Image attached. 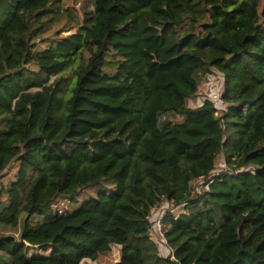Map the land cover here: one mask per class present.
<instances>
[{
    "label": "trees",
    "instance_id": "obj_1",
    "mask_svg": "<svg viewBox=\"0 0 264 264\" xmlns=\"http://www.w3.org/2000/svg\"><path fill=\"white\" fill-rule=\"evenodd\" d=\"M59 3L0 0V229H15L0 264L114 247L112 264H264V0H92L40 48ZM216 73L223 109L188 106ZM221 155L231 171L213 177ZM165 202L162 255L151 218Z\"/></svg>",
    "mask_w": 264,
    "mask_h": 264
},
{
    "label": "rangeland",
    "instance_id": "obj_2",
    "mask_svg": "<svg viewBox=\"0 0 264 264\" xmlns=\"http://www.w3.org/2000/svg\"><path fill=\"white\" fill-rule=\"evenodd\" d=\"M92 8H93L92 0H60L59 11L61 13H60V18L58 19L59 21L57 23H55V25L53 26V28L49 32H46L40 36L39 39L42 40L40 48L46 47L48 44L47 41H50L51 39H53V37H54L53 33L55 32V30H57V29L59 30V29L63 28L65 25H73V24L81 23L82 18H83V11L85 9L91 10ZM76 28L77 27L74 26L69 31H62V32L60 31V35L65 36V35H68L70 33H73L76 31ZM69 73H70L69 71H66L63 73L62 76L64 77V79H66L68 77ZM208 76L209 75L205 76V78L201 82V85H200V88L198 91L199 96L196 99L189 100L188 106L196 107L199 103H201L203 101L204 97L209 96V93H208L209 88L208 87L210 85V80L207 81V79H209L210 77L212 78V80L216 81L218 83V85H222V76L220 74L216 73V74H210L209 77ZM56 77H58V76H56V75L52 76L50 78V82H53ZM64 84H66V83H64ZM164 118H168V119H171L173 121L181 120L180 117L173 116V115H163L161 117V119H164ZM226 171L227 172L231 171V169L228 168V165L225 162L224 156L221 155L216 160L215 170L213 173L220 175L221 173H224ZM12 172H14V170ZM10 176H11V174H10ZM8 178L6 177V178H4V180H6ZM203 183H204V181H199L198 182L199 187L201 185H203ZM113 187H114L113 183H105L102 185V188L107 190V191L112 190ZM96 191H97V187H92V186L87 187L85 189H82L74 197V199H75L74 201L70 198L60 197L54 201L52 207L61 209L63 211L64 210H66V211L67 210L68 211L73 210V209L79 207L80 204L83 203L84 201H87L90 198L95 197ZM169 207L170 206L168 203H166V202L163 203L162 205H160L158 208L155 209L154 214L151 218V223H152L151 235H152L153 239L157 243H159L158 248H159L160 254H162V255H166L169 252V248H168L165 236H164L163 229L160 232L161 226H160V220L159 219L162 215H164L165 209H167ZM40 219H41V216H39L38 214L33 217L34 222L35 221L38 222ZM33 226H35V225H33ZM20 228L21 227L16 229V231L20 230ZM10 229L12 230V232H13V230H15V229H12L8 226H2L0 229V232H9V231H11ZM125 230H126L125 226L120 222L114 223L110 227V231L116 233L121 238L124 236ZM50 252H51V248L48 246L46 248H37V247L31 248L28 253L30 256H34V255L47 256L50 254ZM117 258H118V249L116 247H114L110 252L99 255L97 257V259H95V260L84 259L81 264H112L115 260H117Z\"/></svg>",
    "mask_w": 264,
    "mask_h": 264
},
{
    "label": "built area",
    "instance_id": "obj_3",
    "mask_svg": "<svg viewBox=\"0 0 264 264\" xmlns=\"http://www.w3.org/2000/svg\"><path fill=\"white\" fill-rule=\"evenodd\" d=\"M210 76V74H209ZM208 76V77H209ZM210 80V85H209V89H208V93H209V96H207L213 103H214V106L216 109H223L224 107V102H223V99H222V93H223V86L222 85H218V83L214 80H212V78L210 77L209 79H207V81ZM239 172V169H237L235 171V174ZM228 173L227 171L224 172V173H221V174H226ZM219 174H215V173H212V176H218ZM61 211V209L59 210V212ZM162 217L163 215L160 217V232L161 230L163 229L162 227Z\"/></svg>",
    "mask_w": 264,
    "mask_h": 264
}]
</instances>
